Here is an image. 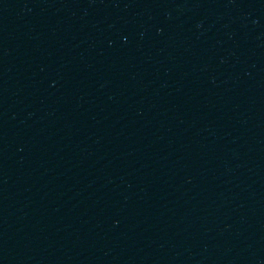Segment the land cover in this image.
Listing matches in <instances>:
<instances>
[{"label":"water","instance_id":"1","mask_svg":"<svg viewBox=\"0 0 264 264\" xmlns=\"http://www.w3.org/2000/svg\"><path fill=\"white\" fill-rule=\"evenodd\" d=\"M177 0H0V264H115Z\"/></svg>","mask_w":264,"mask_h":264}]
</instances>
